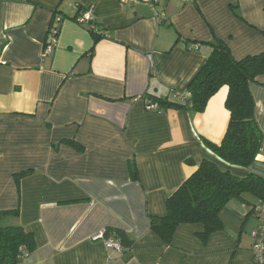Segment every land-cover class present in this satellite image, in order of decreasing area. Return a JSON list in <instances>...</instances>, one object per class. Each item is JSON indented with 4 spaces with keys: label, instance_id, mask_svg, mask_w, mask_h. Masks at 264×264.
I'll list each match as a JSON object with an SVG mask.
<instances>
[{
    "label": "crops",
    "instance_id": "crops-1",
    "mask_svg": "<svg viewBox=\"0 0 264 264\" xmlns=\"http://www.w3.org/2000/svg\"><path fill=\"white\" fill-rule=\"evenodd\" d=\"M133 1L0 0V211L18 207L3 223L36 244L19 264H253L260 221L237 200L205 242L202 225L184 224L165 245L148 218L166 215L168 195L203 160L264 179V75L249 85L262 145L248 169L205 145L224 136L226 86L202 113L150 112L142 97L179 102L215 39L235 60L264 52V0ZM88 10L96 43L78 22ZM27 171L18 191L14 176ZM104 230L123 232L131 248L92 240Z\"/></svg>",
    "mask_w": 264,
    "mask_h": 264
},
{
    "label": "trees",
    "instance_id": "trees-1",
    "mask_svg": "<svg viewBox=\"0 0 264 264\" xmlns=\"http://www.w3.org/2000/svg\"><path fill=\"white\" fill-rule=\"evenodd\" d=\"M88 30L94 43L102 38L95 24L88 26ZM210 46L205 63L190 81L186 94L180 97L179 102L148 93L142 98L146 105L156 106V113L169 110L202 113L208 100L226 86L228 93L224 107L229 119L224 136L218 145L208 142L205 145L225 164L248 169L255 162L262 145V133L254 118V102L249 85L258 76L264 75V52L235 60L226 44L220 40L215 39ZM63 143L78 152L84 150L74 141ZM129 172L131 179L137 181L133 160L129 163ZM29 174L30 171H27L14 176L18 191L20 179ZM233 200L247 206L248 215L258 219V227L264 228V216L260 218L256 211L259 209L264 214V179L252 173L240 178L229 171H222L214 162L203 160L195 172L168 195L166 215L148 218L149 228L165 245H169L179 225L200 224L203 232L198 237L205 242L209 235L223 230L221 213ZM18 216V207L0 211V264H19L36 249L32 234L19 225H4L7 218L15 219ZM105 235L117 239L122 251L131 248L132 243L123 232L116 230L112 234L105 230Z\"/></svg>",
    "mask_w": 264,
    "mask_h": 264
},
{
    "label": "built area",
    "instance_id": "built-area-1",
    "mask_svg": "<svg viewBox=\"0 0 264 264\" xmlns=\"http://www.w3.org/2000/svg\"><path fill=\"white\" fill-rule=\"evenodd\" d=\"M120 3L123 6H128L129 4L133 3V0H119ZM184 3H188L191 0H181ZM154 2H157V0H154ZM158 20L161 21L162 17L157 16ZM78 22L80 24H86L88 26H92L94 25V15L93 12L91 10L86 11L84 14H82V16L78 19ZM56 31L53 32V35H56ZM54 43V38L52 39V43L46 47L44 54H48L51 52V48L52 45ZM146 110L150 111V112H156V106L154 104H148L146 106ZM257 213L259 214L260 218H263L264 214L259 210L256 209ZM263 235H264V228L263 227H258V229L254 230L251 233V237L253 239V243H252V257H253V264H264V239H263ZM93 241L96 240H101L104 243L105 248L107 249H115L118 251H121L122 248L120 246V243L117 239H113V238H107L105 235V230L99 232L98 234H96L95 236L92 237Z\"/></svg>",
    "mask_w": 264,
    "mask_h": 264
},
{
    "label": "rangeland",
    "instance_id": "rangeland-1",
    "mask_svg": "<svg viewBox=\"0 0 264 264\" xmlns=\"http://www.w3.org/2000/svg\"><path fill=\"white\" fill-rule=\"evenodd\" d=\"M238 205L241 207L240 203H238ZM253 231H254V230H253ZM253 231H252V232H253ZM252 232H251V233H252ZM250 236H251V234H250Z\"/></svg>",
    "mask_w": 264,
    "mask_h": 264
}]
</instances>
